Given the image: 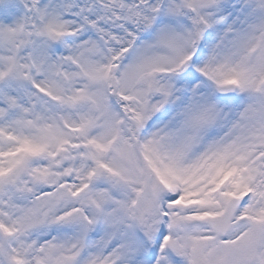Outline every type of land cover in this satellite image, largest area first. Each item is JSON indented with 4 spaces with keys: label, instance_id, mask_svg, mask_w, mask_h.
I'll return each instance as SVG.
<instances>
[{
    "label": "snow or ice",
    "instance_id": "obj_1",
    "mask_svg": "<svg viewBox=\"0 0 264 264\" xmlns=\"http://www.w3.org/2000/svg\"><path fill=\"white\" fill-rule=\"evenodd\" d=\"M0 264H264V0H0Z\"/></svg>",
    "mask_w": 264,
    "mask_h": 264
}]
</instances>
